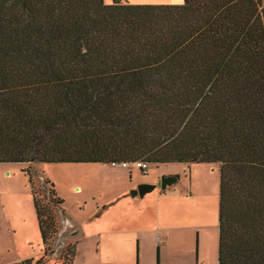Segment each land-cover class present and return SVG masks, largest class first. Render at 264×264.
<instances>
[{
    "label": "trees",
    "instance_id": "1",
    "mask_svg": "<svg viewBox=\"0 0 264 264\" xmlns=\"http://www.w3.org/2000/svg\"><path fill=\"white\" fill-rule=\"evenodd\" d=\"M134 159L220 163L218 264H264L263 0H0V162Z\"/></svg>",
    "mask_w": 264,
    "mask_h": 264
},
{
    "label": "rangeland",
    "instance_id": "2",
    "mask_svg": "<svg viewBox=\"0 0 264 264\" xmlns=\"http://www.w3.org/2000/svg\"><path fill=\"white\" fill-rule=\"evenodd\" d=\"M191 164L150 162L148 171L144 174L137 167L129 168L103 162H0V264L13 263L14 259L18 260V257L36 260L43 254L45 245L42 243L33 204L35 191L38 197L48 201L52 196L53 186L51 185L53 184L59 196L65 200L62 205L64 212L62 209L54 208L59 229L47 245L45 264H67L65 254L69 245L72 243L81 244L82 252L86 250L89 253L90 245L94 244L95 247L96 244L93 236H89L92 226L104 221L107 215H112L107 211L102 218L94 217L98 211L96 207L98 203L103 201L102 205L108 204L116 200L123 192L129 193L131 198L138 199L140 195H132V190L135 189L131 187L132 178L133 182L138 178L150 179V183L156 185L157 191L176 193L183 187H189ZM214 167L219 169L220 163H207L209 170ZM173 174L179 175L178 181L168 185L166 189L161 188V177ZM30 176L33 177L34 187L30 182ZM217 178L218 173H213V181ZM200 186L201 189L197 191L207 190L204 180L200 181ZM77 187H80L81 190L78 191ZM169 202L176 204L173 200ZM53 206L55 205L53 204ZM155 206L156 202L154 201V209ZM153 214L154 217L157 216L155 210ZM73 223L75 226L72 225ZM183 232L182 234L187 235L189 242L192 243L194 238L192 231L184 230ZM182 234L171 233L176 244L173 243L172 248L176 251L179 247L176 240L182 237ZM210 251L211 236L204 235L202 237V254L207 256ZM148 256L150 264H158L156 254L154 256L151 252ZM78 264L81 263L78 262Z\"/></svg>",
    "mask_w": 264,
    "mask_h": 264
},
{
    "label": "crops",
    "instance_id": "3",
    "mask_svg": "<svg viewBox=\"0 0 264 264\" xmlns=\"http://www.w3.org/2000/svg\"><path fill=\"white\" fill-rule=\"evenodd\" d=\"M180 1L127 0L130 3H181ZM105 2L112 3L113 0ZM190 171L189 187H183L176 193H162L155 188V191L144 196L137 195V199L123 192L108 204L102 205L103 201L98 203V211L94 217L102 218L107 211L112 215H107L104 221L92 226L89 236H93L96 244L95 247L94 244L90 245L89 253L86 250L82 252L83 247L77 243L73 264H150L149 253L153 252L157 256L158 250L160 264H218L220 169L214 167L209 170L207 163H192ZM213 173H218L215 181L212 179ZM132 179L131 187L134 188L140 183L150 182V179L138 178L134 182ZM201 180L207 184V190L203 192L197 191L201 189ZM170 200L176 204L169 202ZM154 210L157 213L155 217ZM72 225L75 226V223ZM184 230L192 231V243L187 235L182 234ZM172 232L182 234L176 240L178 251L172 248L173 243L175 244ZM204 235L211 236V251L207 256L202 254ZM17 259H14L15 262L23 258Z\"/></svg>",
    "mask_w": 264,
    "mask_h": 264
},
{
    "label": "water",
    "instance_id": "4",
    "mask_svg": "<svg viewBox=\"0 0 264 264\" xmlns=\"http://www.w3.org/2000/svg\"><path fill=\"white\" fill-rule=\"evenodd\" d=\"M179 179V175L173 174V175H163L161 177V188L166 189L168 185H172L176 183ZM156 188V185L154 183L150 182H143L140 183L137 188L132 190V195H140L144 196L146 193L153 191Z\"/></svg>",
    "mask_w": 264,
    "mask_h": 264
},
{
    "label": "built area",
    "instance_id": "5",
    "mask_svg": "<svg viewBox=\"0 0 264 264\" xmlns=\"http://www.w3.org/2000/svg\"><path fill=\"white\" fill-rule=\"evenodd\" d=\"M149 161L144 160V159H134V160H122V161H117V162H112L111 164L115 165H123L129 168L132 167H137L142 171L144 174L148 171L149 168Z\"/></svg>",
    "mask_w": 264,
    "mask_h": 264
},
{
    "label": "bare ground",
    "instance_id": "6",
    "mask_svg": "<svg viewBox=\"0 0 264 264\" xmlns=\"http://www.w3.org/2000/svg\"><path fill=\"white\" fill-rule=\"evenodd\" d=\"M78 191H80L81 190V188L80 187H78V189H77Z\"/></svg>",
    "mask_w": 264,
    "mask_h": 264
}]
</instances>
